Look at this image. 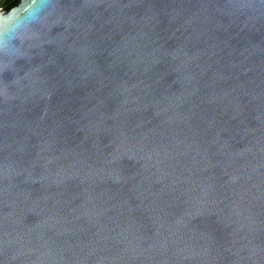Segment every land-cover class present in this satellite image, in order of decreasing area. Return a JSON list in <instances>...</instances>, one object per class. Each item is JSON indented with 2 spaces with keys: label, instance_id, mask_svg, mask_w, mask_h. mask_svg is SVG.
Returning <instances> with one entry per match:
<instances>
[{
  "label": "water",
  "instance_id": "obj_1",
  "mask_svg": "<svg viewBox=\"0 0 264 264\" xmlns=\"http://www.w3.org/2000/svg\"><path fill=\"white\" fill-rule=\"evenodd\" d=\"M0 264H264V0L0 9Z\"/></svg>",
  "mask_w": 264,
  "mask_h": 264
},
{
  "label": "trees",
  "instance_id": "obj_2",
  "mask_svg": "<svg viewBox=\"0 0 264 264\" xmlns=\"http://www.w3.org/2000/svg\"><path fill=\"white\" fill-rule=\"evenodd\" d=\"M20 0H0V9L9 11L18 5Z\"/></svg>",
  "mask_w": 264,
  "mask_h": 264
}]
</instances>
